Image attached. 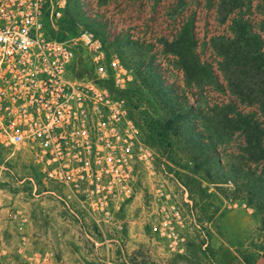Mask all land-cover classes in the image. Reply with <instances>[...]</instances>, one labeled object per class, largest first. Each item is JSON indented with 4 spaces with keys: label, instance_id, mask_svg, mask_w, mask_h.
<instances>
[{
    "label": "rangeland",
    "instance_id": "rangeland-1",
    "mask_svg": "<svg viewBox=\"0 0 264 264\" xmlns=\"http://www.w3.org/2000/svg\"><path fill=\"white\" fill-rule=\"evenodd\" d=\"M201 4L66 0L61 27L66 39L91 31L131 71L125 92L140 98L149 147L144 161L149 158L152 167L142 165L135 194L117 216L67 215L59 201L31 195L24 178L36 176L34 169L0 167L2 242L51 252L61 264H264L261 212L234 189L214 184L227 177L218 162L231 177L243 168H264V160H251L255 149L246 133L257 125L264 129V115L208 84L204 62L226 86L209 42L228 34L229 22L220 23L215 10L209 16ZM174 110L183 119L160 131ZM210 139L218 158L206 165L207 149L200 143Z\"/></svg>",
    "mask_w": 264,
    "mask_h": 264
},
{
    "label": "built area",
    "instance_id": "built-area-1",
    "mask_svg": "<svg viewBox=\"0 0 264 264\" xmlns=\"http://www.w3.org/2000/svg\"><path fill=\"white\" fill-rule=\"evenodd\" d=\"M66 0H0V167H31L33 196L72 216H117L135 194L144 154L139 97L115 52L91 31L61 40ZM0 264H61L0 239Z\"/></svg>",
    "mask_w": 264,
    "mask_h": 264
},
{
    "label": "trees",
    "instance_id": "trees-1",
    "mask_svg": "<svg viewBox=\"0 0 264 264\" xmlns=\"http://www.w3.org/2000/svg\"><path fill=\"white\" fill-rule=\"evenodd\" d=\"M199 4H201V0H199ZM202 6L205 7L209 16L215 10L220 23L229 22V33L213 36L209 42L211 49L220 58L218 70H220L226 86L224 88L216 76H212L210 65L204 62L203 70L207 72L208 84L216 86L217 90L227 89L246 105L257 106L264 115V0H205L204 5L201 4V8ZM257 16L261 18L257 20ZM62 25L63 21L58 28L57 35L61 40H65L66 37L62 34ZM193 55L196 57L194 53ZM127 92L130 91L127 90L125 95L131 96ZM189 113L193 114L191 110ZM237 115L240 118L243 117L240 111H237ZM249 117L251 116H245V121H248ZM182 119L183 117L177 111H172L171 116L165 120L164 124L162 123L160 131H169L175 123ZM256 129L263 133L257 132L256 134ZM246 133H250L249 138L253 149H255L252 152L251 160L255 162L264 160V141L262 139L264 129L258 128L257 125L255 129L248 130ZM191 139L194 142V137ZM200 145L207 149L203 164L211 165L212 162L214 164L215 158H218L217 143L210 139L206 145L203 143ZM257 151H259L258 154ZM192 160L194 161V159ZM217 164L221 169V175L227 177H223L220 182L214 184H220L219 188L234 189L238 193V198L244 201L247 206H254L260 211L264 228V168L260 170L251 167L243 168L231 177L227 171L223 170V166L219 162ZM198 165L202 164L195 163L197 168ZM228 178H231L232 181Z\"/></svg>",
    "mask_w": 264,
    "mask_h": 264
}]
</instances>
